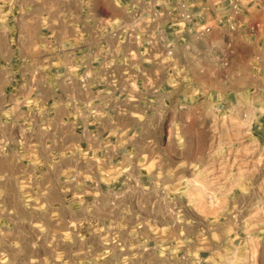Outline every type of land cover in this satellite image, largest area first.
Segmentation results:
<instances>
[{
	"label": "crops",
	"instance_id": "0c3cea01",
	"mask_svg": "<svg viewBox=\"0 0 264 264\" xmlns=\"http://www.w3.org/2000/svg\"><path fill=\"white\" fill-rule=\"evenodd\" d=\"M246 93L264 129V0H0V141L46 207L53 193L87 209L108 196L110 218H165L154 208L206 158L197 128Z\"/></svg>",
	"mask_w": 264,
	"mask_h": 264
},
{
	"label": "rangeland",
	"instance_id": "374dc122",
	"mask_svg": "<svg viewBox=\"0 0 264 264\" xmlns=\"http://www.w3.org/2000/svg\"><path fill=\"white\" fill-rule=\"evenodd\" d=\"M254 100L233 94L224 120L213 112L212 125L197 128L206 158L190 180L182 174L180 190L165 192L170 203L154 208L165 218H110L108 196L87 209L61 206L53 193L44 206L8 134L0 141V264H264V129Z\"/></svg>",
	"mask_w": 264,
	"mask_h": 264
},
{
	"label": "built area",
	"instance_id": "2783aa9c",
	"mask_svg": "<svg viewBox=\"0 0 264 264\" xmlns=\"http://www.w3.org/2000/svg\"><path fill=\"white\" fill-rule=\"evenodd\" d=\"M182 8V15L181 17L183 19H185L186 21H192V15L188 12L187 6L182 4L181 6ZM240 11V6H239V1H237L235 4H233L232 6V13L231 15H227L223 18V21L225 23V25L228 27V29L231 32H236L237 31V24L234 21V15L238 14ZM213 29L210 26H203L200 30L197 31V37L201 38V37H205L208 36L212 33ZM218 59L221 61V64L224 67H228L229 66V59H228V55L226 52H224L222 55L218 56Z\"/></svg>",
	"mask_w": 264,
	"mask_h": 264
}]
</instances>
